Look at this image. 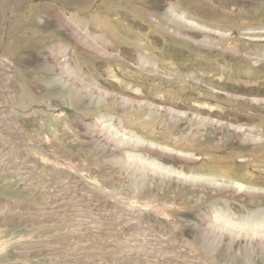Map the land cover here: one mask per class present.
<instances>
[{"label":"rangeland","instance_id":"rangeland-1","mask_svg":"<svg viewBox=\"0 0 264 264\" xmlns=\"http://www.w3.org/2000/svg\"><path fill=\"white\" fill-rule=\"evenodd\" d=\"M0 264H264V0H0Z\"/></svg>","mask_w":264,"mask_h":264},{"label":"bare ground","instance_id":"bare-ground-1","mask_svg":"<svg viewBox=\"0 0 264 264\" xmlns=\"http://www.w3.org/2000/svg\"><path fill=\"white\" fill-rule=\"evenodd\" d=\"M43 139V138H42ZM42 143V142H41ZM42 146V145H41ZM44 147V146H43ZM53 157V156H52ZM253 191V190H252Z\"/></svg>","mask_w":264,"mask_h":264}]
</instances>
